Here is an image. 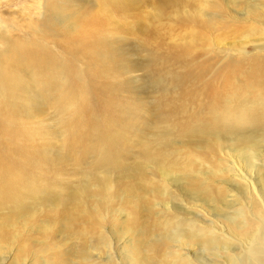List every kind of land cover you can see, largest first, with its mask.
Wrapping results in <instances>:
<instances>
[{
  "label": "rangeland",
  "instance_id": "374dc122",
  "mask_svg": "<svg viewBox=\"0 0 264 264\" xmlns=\"http://www.w3.org/2000/svg\"><path fill=\"white\" fill-rule=\"evenodd\" d=\"M245 4L258 10L243 20L234 11ZM257 59H264V0H0V183L33 186L37 199L58 183H83L101 156L88 151L95 131L124 133L126 121H137L141 102H153L170 125L206 122L224 111L222 95L231 89L226 74L248 70ZM148 113L139 116L152 123L154 110ZM69 124L76 129L69 131ZM108 150L124 154L119 145ZM62 152L66 164L57 157ZM208 153H196L203 174L219 160ZM175 157L187 162L183 152ZM125 181L127 187L135 183ZM158 181L153 186L162 187ZM95 182L87 184L94 196ZM201 210L177 196L158 206L151 221L159 228L161 221H213ZM57 211L37 209L27 227L9 230L16 239L0 264L122 263L131 234L124 240L115 235L130 228L131 205L104 212L101 227L80 215L71 235L53 220ZM183 253L186 264H204L196 250Z\"/></svg>",
  "mask_w": 264,
  "mask_h": 264
},
{
  "label": "bare ground",
  "instance_id": "6f19581e",
  "mask_svg": "<svg viewBox=\"0 0 264 264\" xmlns=\"http://www.w3.org/2000/svg\"><path fill=\"white\" fill-rule=\"evenodd\" d=\"M229 3L238 6L236 2ZM254 5L245 4L242 12L234 14L245 20L257 12ZM59 22L66 24L62 18ZM225 85L231 89L222 95L224 111L215 117L212 114L206 122L175 120L170 125L153 102H141L137 121H126L124 133L115 127L105 128L107 134L100 133L103 129L95 131L87 140L88 151L101 156L90 172L84 173L87 180L83 183H58L39 199L33 186L23 189L21 182L12 184L11 180L0 183V254H7L15 242L10 231L17 226L24 228L37 209H58L53 220L60 230L71 235L80 215L90 216L92 225L101 227L103 213L113 209L118 214L121 204L131 205L130 228L119 229L115 235L124 240L126 234H131L123 243L121 264H186L185 250H196L194 255L204 259V264H264V59H257L248 70H230ZM153 110L152 123L139 116ZM73 125L69 124V131L76 129ZM82 129L84 135L89 131L85 126ZM46 143L47 139L42 138L40 148ZM115 145L121 147L123 156L115 157L108 150ZM200 150L209 151L213 160L219 156L205 174L199 172L196 153ZM178 152L186 155L187 162L178 164L174 160ZM57 157L66 164L63 152ZM126 158L130 165L125 163ZM94 170L99 173L96 175ZM10 178L17 176L10 174ZM155 178L162 187L153 186ZM125 180L135 183L127 187ZM89 182L96 183L95 196L88 193ZM86 195L90 197V209L85 206ZM177 196L203 212L207 209L213 214V221L200 218L198 223L193 217L194 221H161L164 228L152 224L151 219L158 214L154 210Z\"/></svg>",
  "mask_w": 264,
  "mask_h": 264
}]
</instances>
